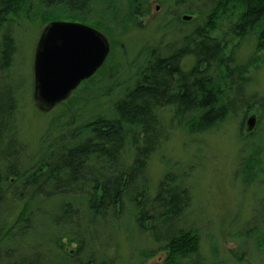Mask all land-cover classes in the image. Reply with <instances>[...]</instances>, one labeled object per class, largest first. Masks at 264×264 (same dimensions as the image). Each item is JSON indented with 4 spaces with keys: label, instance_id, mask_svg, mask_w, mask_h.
Returning <instances> with one entry per match:
<instances>
[{
    "label": "trees",
    "instance_id": "trees-1",
    "mask_svg": "<svg viewBox=\"0 0 264 264\" xmlns=\"http://www.w3.org/2000/svg\"><path fill=\"white\" fill-rule=\"evenodd\" d=\"M113 1L104 3L114 7ZM149 1L130 0L129 7H148ZM96 2L0 0V72L9 69L15 52L9 29L14 21L36 18L47 24L93 23L88 18L93 14L90 7ZM166 3L184 7L183 14L194 15L204 9L207 14L202 25L185 36L176 49L149 53L138 70L134 86L110 107V116L97 114L80 125L72 123L79 119L71 116L72 125L60 126L58 132L63 133L56 138H52L50 131L45 133L37 155L29 162L21 160V147L9 133L15 89H0V206L4 203V212L9 205L18 212L10 230L7 231L3 220L0 222V238H4L2 264L49 260L43 245L38 253L24 254L19 249L32 241L39 246L45 232L64 233L66 227L70 231L66 236L60 234L59 237L66 238L62 244L83 247V235L93 223L102 225L108 218L114 223L123 213L140 231L150 232L154 243H163L167 257L162 264H180L196 256V234L178 228L189 205L188 191L180 188L171 174H166L158 183L155 196L150 199L148 195L146 169L160 138L158 114L169 107L173 119L183 123L188 132L201 134L228 116L253 106L252 98L246 95L248 69L236 64L229 45L234 39L252 34L256 36L257 50H264V0H167ZM185 58L193 60L188 71L181 67ZM105 69L103 66L96 72L95 77L102 76L100 80L93 77L84 83L87 89L82 93L86 96H76L68 107L74 110L91 105L96 98L87 96L91 90L88 86L96 88L110 78ZM128 146L133 159L130 165H124L121 156ZM263 165L257 159L248 167L255 168L256 176L264 172ZM5 217L4 214V220ZM51 225L55 231H51ZM57 246L60 248V243ZM16 253L18 256L13 257ZM94 262L90 259L85 264ZM189 264L199 263L194 260Z\"/></svg>",
    "mask_w": 264,
    "mask_h": 264
},
{
    "label": "rangeland",
    "instance_id": "rangeland-1",
    "mask_svg": "<svg viewBox=\"0 0 264 264\" xmlns=\"http://www.w3.org/2000/svg\"><path fill=\"white\" fill-rule=\"evenodd\" d=\"M96 1L94 7H90L93 14L90 13L88 19H93V23L106 31L97 29L93 23L79 21L78 24L91 27L106 37L109 53L103 66L110 78H105L96 88L92 84L88 86L91 90L87 96L96 99L87 108L79 106L73 110L68 107L76 96H86L82 93L87 89L85 80L48 112L39 110L33 100V58L47 23L23 18L14 21L9 28L15 52L9 69L0 72V89H15V110L9 133L21 147L24 163L37 155L45 133L50 131L52 138H56L63 133L58 132L59 127L69 126L74 118L79 121L72 123L80 125L97 114L110 116V107L134 86L138 70L149 53L176 49L185 36L202 25L207 14V9L194 15L183 14L184 7H173L166 3L167 0H150L148 7L134 9L129 7L130 0H114V7L106 6L104 0ZM195 8L201 10V7ZM187 17L189 20L183 19ZM256 42V36L251 34L234 39L229 45L236 64L248 69L246 95L253 101L248 111L228 116L201 134L188 132L183 123L173 119V110L169 107L158 114L160 138L146 169L148 195L150 199L155 196L157 185L166 174H171L180 188L188 191L189 205L178 228L196 234L198 251L193 259L182 260L180 264L194 260L199 264H264V172L255 176V168L248 167L257 159L264 162V50L258 51ZM192 64L191 58H185L182 70L188 71ZM100 78L102 76L94 79ZM250 119L254 120V126L249 132ZM121 159L124 165L132 163L129 146ZM11 209L13 206L9 205L4 212V203L0 206V222L3 220L7 231L18 215L17 210ZM112 222L108 218L102 225L93 223L84 233L80 248L62 244L66 238L59 236L67 234L69 228L63 229V233L55 231L51 225L55 233L45 232L46 237L39 239L42 241L39 246L30 239L31 244H27L31 246L24 244L19 252L38 253L43 245L49 260L34 264H85L90 259L95 264L164 263L167 252L162 248L163 243H154L151 233L140 231L127 213ZM3 239L0 238L1 256L4 254ZM17 256L16 253L13 257Z\"/></svg>",
    "mask_w": 264,
    "mask_h": 264
},
{
    "label": "water",
    "instance_id": "water-1",
    "mask_svg": "<svg viewBox=\"0 0 264 264\" xmlns=\"http://www.w3.org/2000/svg\"><path fill=\"white\" fill-rule=\"evenodd\" d=\"M108 53L106 37L91 27L70 22L47 24L33 58V100L39 110L48 112L66 100L103 66ZM253 126L250 119L249 132Z\"/></svg>",
    "mask_w": 264,
    "mask_h": 264
}]
</instances>
